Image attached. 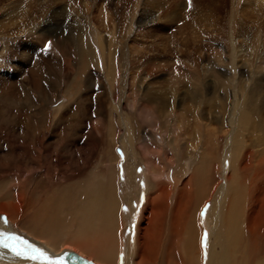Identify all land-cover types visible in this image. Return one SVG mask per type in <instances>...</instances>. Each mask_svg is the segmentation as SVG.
<instances>
[{
	"label": "bare ground",
	"instance_id": "obj_1",
	"mask_svg": "<svg viewBox=\"0 0 264 264\" xmlns=\"http://www.w3.org/2000/svg\"><path fill=\"white\" fill-rule=\"evenodd\" d=\"M39 36L18 79L0 74V230L62 264H264V82L240 79L233 98L234 77L223 72L219 109L212 99L208 112L196 106L195 122H155L156 110L180 118L179 104L207 86L141 94L130 101L136 119L125 115L105 142L100 119L50 122L46 107L72 76L63 117L79 108L90 121L106 109L96 69L103 43ZM22 101L32 103V122L13 113ZM0 264L48 262L0 247Z\"/></svg>",
	"mask_w": 264,
	"mask_h": 264
},
{
	"label": "rangeland",
	"instance_id": "obj_2",
	"mask_svg": "<svg viewBox=\"0 0 264 264\" xmlns=\"http://www.w3.org/2000/svg\"><path fill=\"white\" fill-rule=\"evenodd\" d=\"M11 7L14 8L9 11ZM39 33L47 37L46 40L61 34L62 41L69 43L78 44L82 39L96 47L98 42L103 43L105 51L98 50L99 65L91 68L101 71L106 84V109L94 112L90 121L79 108L63 117L66 108L61 107V103L67 101V83L72 76L64 77L62 90H57L55 101L46 107L51 112L50 122L100 119L103 124L97 136L105 142L109 140L106 135L111 126L116 125L120 133L123 131L121 123L125 115L132 116L130 121L136 119L130 101L141 94L159 95L171 87L187 91L194 88V83L207 86L209 92H194L179 104L178 109L184 111L180 118L169 113L167 107L156 110L155 122H195L191 110L196 106L208 112V100L212 99V109H219V95H223L219 81L223 79L220 76L223 72L234 77L233 98L238 97L240 79L264 82V0H191L190 4L189 0H0L1 75H10L13 81L18 79L14 76L28 65L26 56L32 55L35 43L42 38ZM15 106V116L26 115L24 121L32 122V103L22 101ZM10 109L14 108L7 110ZM10 121L20 122L19 119L7 120ZM189 125L193 128L191 123ZM120 167L123 173V165ZM128 208L124 205L127 213ZM136 221L135 215L131 226ZM204 237L207 238V231Z\"/></svg>",
	"mask_w": 264,
	"mask_h": 264
},
{
	"label": "snow or ice",
	"instance_id": "obj_3",
	"mask_svg": "<svg viewBox=\"0 0 264 264\" xmlns=\"http://www.w3.org/2000/svg\"><path fill=\"white\" fill-rule=\"evenodd\" d=\"M190 3L191 0H189ZM48 46H51V42L48 43ZM7 222L5 219V223ZM0 247L9 249L16 256L25 257L33 261L62 264L61 258L54 261L42 248L35 246L27 238L15 232L0 230Z\"/></svg>",
	"mask_w": 264,
	"mask_h": 264
}]
</instances>
